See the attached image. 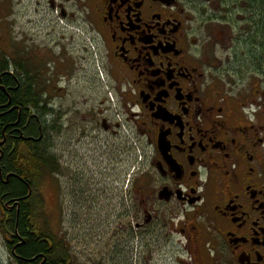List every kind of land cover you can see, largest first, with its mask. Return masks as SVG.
Instances as JSON below:
<instances>
[{
    "label": "flooded vegetation",
    "instance_id": "1",
    "mask_svg": "<svg viewBox=\"0 0 264 264\" xmlns=\"http://www.w3.org/2000/svg\"><path fill=\"white\" fill-rule=\"evenodd\" d=\"M76 2L141 162L119 193V116L65 106L46 65L47 84L29 85L18 63L32 53L0 17V264H88L76 257L92 240L94 264H146L154 249L174 264H264V70L226 64L259 45L264 0Z\"/></svg>",
    "mask_w": 264,
    "mask_h": 264
},
{
    "label": "rangeland",
    "instance_id": "2",
    "mask_svg": "<svg viewBox=\"0 0 264 264\" xmlns=\"http://www.w3.org/2000/svg\"><path fill=\"white\" fill-rule=\"evenodd\" d=\"M7 3H9L8 9L6 8L3 15L5 26L18 44L29 48L28 51L33 56L32 65L35 68L46 65V73L52 78L55 87L63 88L57 91L56 95L63 97L62 102L65 106L78 104L79 110L85 112L93 106L99 107L102 104L103 110L108 106L119 116L118 120L122 126L118 129V135L113 142L116 145L119 193L124 192L129 176L139 168L142 149L136 140L129 138L126 133V129L128 130L126 123L120 121L123 117L115 91L111 89L110 81L100 66L94 35L84 21L82 9L76 0H8ZM262 3H257L260 7L256 6V11L264 15ZM2 5L1 3V7ZM261 28L263 35L258 42L259 45L240 47L239 58L226 62L229 69L236 68L247 77L257 73L252 67L264 70V54L261 50H264V45L261 48L264 42V24ZM254 55L258 56L260 63L250 61ZM248 56L247 61H242ZM102 135L104 138L111 136L104 130ZM109 145L110 143L103 141L104 148ZM112 160H114L113 155ZM103 162L104 170L110 162V157L106 156ZM43 187L46 188L44 197L48 204H51L50 189L47 185ZM87 221L91 225H96L98 218L87 216ZM81 247L84 249L83 245ZM94 247L92 240L83 250V255L76 257L78 263L84 260L88 264H94L97 256ZM169 255L162 253L160 249L150 250L146 253V264H174L169 260ZM0 256V259H3V256Z\"/></svg>",
    "mask_w": 264,
    "mask_h": 264
},
{
    "label": "trees",
    "instance_id": "3",
    "mask_svg": "<svg viewBox=\"0 0 264 264\" xmlns=\"http://www.w3.org/2000/svg\"><path fill=\"white\" fill-rule=\"evenodd\" d=\"M7 2H8V0H7ZM8 4L9 3L6 4V8L7 9H8ZM1 8L2 7H0V14H2L1 17H3L4 12L2 11ZM6 8H5V11H6ZM261 32L262 31L260 30V33ZM261 35H263V33H261ZM18 65H19V67L21 66L23 68V71H25L26 80H27V82H29V85L37 86L38 84H40V83H42L44 81H45V83L47 82V80L42 77V74H41L40 70L37 67L36 68L34 66L29 67L26 61L21 62V63L19 62ZM33 68H34V70H33ZM9 80H10V78H9ZM33 96H34V94L31 93V92L30 93L28 92V94H26V95H24L23 93L22 94L19 93L17 95H14V102L19 104V105H21V104L23 105V104L27 103L28 101H31ZM13 166H16V164H14ZM19 174H21V173L19 172ZM13 181H15V180H13ZM13 185H16V186H14L13 188H10L9 189L10 192H13V190H14V191H17V192L24 193L26 191L25 186H24V184L22 182H18V181L17 182H13Z\"/></svg>",
    "mask_w": 264,
    "mask_h": 264
}]
</instances>
